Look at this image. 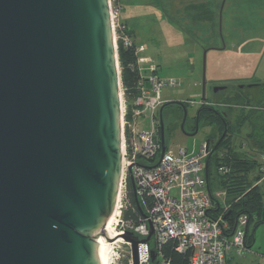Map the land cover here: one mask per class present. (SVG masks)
<instances>
[{"label":"water","instance_id":"95a60500","mask_svg":"<svg viewBox=\"0 0 264 264\" xmlns=\"http://www.w3.org/2000/svg\"><path fill=\"white\" fill-rule=\"evenodd\" d=\"M121 114L109 0H0V264H100L98 240H116ZM151 235H121L132 264Z\"/></svg>","mask_w":264,"mask_h":264},{"label":"rangeland","instance_id":"374dc122","mask_svg":"<svg viewBox=\"0 0 264 264\" xmlns=\"http://www.w3.org/2000/svg\"><path fill=\"white\" fill-rule=\"evenodd\" d=\"M121 3L120 16L127 17L136 39L145 45L146 54L158 65V77L178 81V86L161 90L165 104L200 100L202 83L205 98L214 105L235 89H242L252 105L264 102V86H257L264 84V0H121ZM207 14L211 21L206 22ZM117 44L118 39L116 47ZM217 87L225 90L215 94ZM217 108L226 111L221 105ZM196 112V107H186L182 130V109L165 106L164 142L168 151L183 147L188 152H197L207 139L216 142V130L203 120L198 122L194 133ZM248 130V125H244L240 136ZM213 169L212 164L211 195L224 211L228 208L227 198ZM253 177L254 174L249 178ZM259 185L264 189V180ZM239 234L238 230L235 237ZM253 238L251 248L241 255L231 252L227 264H264V225L255 229ZM112 254V264H128L130 250L125 242L113 245Z\"/></svg>","mask_w":264,"mask_h":264},{"label":"built area","instance_id":"2783aa9c","mask_svg":"<svg viewBox=\"0 0 264 264\" xmlns=\"http://www.w3.org/2000/svg\"><path fill=\"white\" fill-rule=\"evenodd\" d=\"M109 7L115 42L118 39L125 46L130 45L128 29L119 21V0H109ZM144 53L145 46L137 44L138 93L129 113L122 99L121 180L114 207L117 223L113 231L119 237L126 231L132 232L142 241L149 237V226L152 227L149 240L137 244L138 264H149L152 249L157 253V264H171L159 252L161 246L171 240L176 243L177 252L192 251L188 264H227L231 252L241 255L249 250L244 242L247 216L237 218L233 236L227 237L223 213L211 214L212 199L205 171L210 149L205 144L197 152H188L183 147L174 151L166 148L160 158L159 110L165 103L160 96L161 90L179 84L176 79L159 78L158 65ZM183 104L199 108L206 102L187 100ZM258 162L261 182L264 180V152L258 154ZM217 171L225 174L228 168L219 165ZM130 176L142 213L139 212L137 221L123 218V212L129 206L126 184ZM238 230L240 234L235 237ZM125 245L130 250L128 264H132L131 246Z\"/></svg>","mask_w":264,"mask_h":264},{"label":"trees","instance_id":"16d2710c","mask_svg":"<svg viewBox=\"0 0 264 264\" xmlns=\"http://www.w3.org/2000/svg\"><path fill=\"white\" fill-rule=\"evenodd\" d=\"M127 35L130 37L128 32ZM117 45L122 93L129 113L132 109V101L138 93L139 74L135 55L137 44L132 41L130 45L125 46L121 40H118ZM257 86H264V84ZM230 93L231 95L224 97L222 102H216L217 105L204 98L206 105L197 108L198 122L203 120L206 124L212 125L218 134L215 143L207 139L211 143L207 160V182L209 193H211L209 182L212 175L210 168L213 164L214 176L219 179V188L225 193L228 208L223 212V208L211 195V214L218 216L223 213L227 224L224 234L227 237L233 236L237 218L246 215L247 226L244 230V242L246 248L250 249L254 242L255 229L259 225H264V189L259 185L261 175L258 162V154L264 152V102L258 101L252 105L248 95H244L242 89H235ZM219 105L226 111L218 109ZM184 107L186 109L187 106L184 105ZM244 125H248L249 130L244 136H240ZM224 127L226 133L215 148ZM235 140H239L238 143H235ZM219 165L227 167L228 172L219 173L217 171ZM252 174L255 177L250 179ZM126 199L129 206L124 210L123 218L137 221L141 214L137 208L130 181L126 184ZM250 227H252L251 232ZM175 247L176 243L172 240L163 244L159 251L162 258L171 264H188L192 251L185 250L179 253ZM149 264H157V259L150 260Z\"/></svg>","mask_w":264,"mask_h":264},{"label":"bare ground","instance_id":"6f19581e","mask_svg":"<svg viewBox=\"0 0 264 264\" xmlns=\"http://www.w3.org/2000/svg\"><path fill=\"white\" fill-rule=\"evenodd\" d=\"M117 223V213L114 211L106 224L105 231L115 240V243H123L124 241L119 237L116 236L115 232L113 231L114 225ZM115 243H109L102 239L98 240V254H99V261L100 264H112V249Z\"/></svg>","mask_w":264,"mask_h":264},{"label":"crops","instance_id":"0c3cea01","mask_svg":"<svg viewBox=\"0 0 264 264\" xmlns=\"http://www.w3.org/2000/svg\"><path fill=\"white\" fill-rule=\"evenodd\" d=\"M120 4H122L121 3V0H119V6H120ZM120 10H121V8H120ZM121 12V11H120ZM209 16V14H207L206 15V22H208V21H211L212 19H211V17L209 18L208 17ZM209 18V19H208ZM119 21L121 22V23H123V24H125L126 25V27H127V29H128V34H129V36H130V39L135 43V44H140L139 42H138V40L136 39L137 38V36H136V33H135V31L133 30V26L130 24V22L128 21V19H127V17H123V16H120V14H119ZM140 45H143L142 43L140 44ZM145 46V45H144ZM147 53V50H146V47H145V55H147V56H149L148 54H146ZM206 99V98H205ZM163 101H165V100H163Z\"/></svg>","mask_w":264,"mask_h":264},{"label":"flooded vegetation","instance_id":"af4514ba","mask_svg":"<svg viewBox=\"0 0 264 264\" xmlns=\"http://www.w3.org/2000/svg\"><path fill=\"white\" fill-rule=\"evenodd\" d=\"M168 105H172V106H174L175 108H179V109H181V107H180L179 104H178V101L170 102ZM163 110H164V109H163ZM162 113H163V111H162Z\"/></svg>","mask_w":264,"mask_h":264}]
</instances>
